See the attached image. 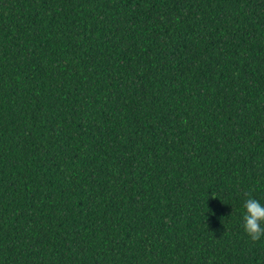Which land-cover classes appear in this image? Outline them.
I'll use <instances>...</instances> for the list:
<instances>
[{
    "label": "trees",
    "instance_id": "trees-1",
    "mask_svg": "<svg viewBox=\"0 0 264 264\" xmlns=\"http://www.w3.org/2000/svg\"><path fill=\"white\" fill-rule=\"evenodd\" d=\"M249 196L264 0H0V264H264Z\"/></svg>",
    "mask_w": 264,
    "mask_h": 264
},
{
    "label": "clouds",
    "instance_id": "clouds-1",
    "mask_svg": "<svg viewBox=\"0 0 264 264\" xmlns=\"http://www.w3.org/2000/svg\"><path fill=\"white\" fill-rule=\"evenodd\" d=\"M244 209V232L251 241L257 242L264 237V205L249 196L244 202Z\"/></svg>",
    "mask_w": 264,
    "mask_h": 264
}]
</instances>
